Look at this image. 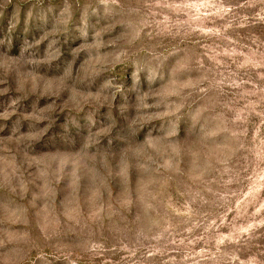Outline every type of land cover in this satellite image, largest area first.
<instances>
[{"label":"clouds","instance_id":"clouds-1","mask_svg":"<svg viewBox=\"0 0 264 264\" xmlns=\"http://www.w3.org/2000/svg\"><path fill=\"white\" fill-rule=\"evenodd\" d=\"M33 9L23 31L62 38L64 56L0 42V121L15 116L0 138V264H264V202L231 188L249 166L264 173V0ZM38 144L71 150L70 175L30 171Z\"/></svg>","mask_w":264,"mask_h":264},{"label":"rangeland","instance_id":"rangeland-1","mask_svg":"<svg viewBox=\"0 0 264 264\" xmlns=\"http://www.w3.org/2000/svg\"><path fill=\"white\" fill-rule=\"evenodd\" d=\"M34 0H0V42H3L5 46L11 43L13 49H15L19 43H22L25 39H27L30 43H33L35 47L39 50V55L35 57L41 61L42 64H56L58 60L62 59L64 56V48L61 46L60 39L55 35L48 36L44 39H40V36H36V40H39V44H35L31 33H25L23 28L25 26L26 21L29 20V11L33 10ZM105 36H102L100 41V54H105V44L104 40ZM59 48L60 56H56V49ZM119 67V66H117ZM42 74V73H41ZM125 81L126 86L132 85V77L131 70L126 71L122 77ZM38 107L45 108L46 105L44 103V98L42 97ZM15 119V116L10 117L7 121H0V138H4L6 136H10L12 121ZM257 124H259V118L252 117ZM56 119L52 118V123L47 126V130L44 132V137H53L55 128H56ZM154 123H159L157 121H153ZM261 133H264V125L260 126ZM251 129V126H250ZM21 132L24 131V128L21 127ZM94 136L96 139H100L104 135V128L97 127L94 128ZM264 138V137H262ZM103 143V140L100 141ZM35 150L31 153V155H35L37 157V164L33 165V168L29 169L30 171L35 170L36 175H39L41 169L45 170H59L62 173L70 175L71 169L73 165L69 162L67 157L72 154L71 150L59 149L52 147L51 144L46 146L35 145ZM91 144L88 146L87 154L91 153ZM81 149H75V152H80ZM264 167V166H262ZM132 178L130 177V180ZM38 184L42 185V182L37 180ZM111 186V185H110ZM231 188L237 195L233 198L234 200L243 201V200H251L253 194L256 197L254 201L255 206L259 207L260 203L264 202V173H261L260 169H256L255 166H249L246 172H242L240 174L239 180H234ZM33 190L30 185V191ZM39 191V189H35ZM63 190V191H62ZM255 190V191H253ZM69 189L66 186V179H61L60 184L56 188V200L62 198V196L68 195ZM115 194V190H114ZM247 194V195H245ZM248 211H253V204H248ZM261 214L264 215V209L261 210ZM233 213H229L228 218L231 219ZM224 231V229H222ZM264 243V241H261ZM106 247L108 245H105ZM241 260H246L248 258V254L239 253ZM75 260V256H73ZM106 259H110L112 264H115V261L119 259V256H105L97 257L95 260V264H103V261ZM76 264H80L78 260H76Z\"/></svg>","mask_w":264,"mask_h":264}]
</instances>
